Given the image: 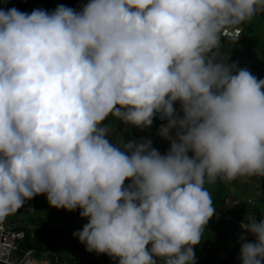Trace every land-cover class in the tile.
Returning <instances> with one entry per match:
<instances>
[{
	"label": "clouds",
	"instance_id": "obj_1",
	"mask_svg": "<svg viewBox=\"0 0 264 264\" xmlns=\"http://www.w3.org/2000/svg\"><path fill=\"white\" fill-rule=\"evenodd\" d=\"M262 13L264 0L0 9V220L46 195L88 220L73 235L90 253L197 264L216 213L206 185L264 178V79L222 43ZM157 113L166 154L108 139V117L144 129ZM241 227L256 238L239 237L241 264H264V217Z\"/></svg>",
	"mask_w": 264,
	"mask_h": 264
},
{
	"label": "trees",
	"instance_id": "obj_2",
	"mask_svg": "<svg viewBox=\"0 0 264 264\" xmlns=\"http://www.w3.org/2000/svg\"><path fill=\"white\" fill-rule=\"evenodd\" d=\"M2 0H0L1 2ZM80 0H15V8L21 12L31 13L34 9H43L48 12L63 4L66 7L80 11L82 6ZM30 8V11L27 9ZM245 28L241 39L233 43V40L222 41L224 50L229 56V64H237L241 69H247L256 78L264 79V13L256 16L251 22L242 25ZM233 43V44H232ZM228 47H230L228 49ZM176 106H180L179 103ZM108 130L114 131V134H121L119 140L114 139V144H119L121 140L130 141L149 139L148 135L143 133L141 128L125 126L121 121L114 117H108L104 122ZM158 127L157 122L153 121L150 127L153 131ZM152 146L162 155L170 149V142H163L161 139H150ZM161 144L164 148L161 149ZM191 155V153H190ZM207 190L211 193L212 205L215 214L209 220L204 231L200 244L194 247L197 264H241L239 259L241 242L239 237L243 234L235 221L246 222L247 215H256L257 220L264 217V198L256 201L254 205L246 202H239L240 197L236 196L229 199L223 182L215 185H207ZM38 196L24 204V215L38 227L34 236H27L23 242L24 250L36 252L37 260L43 261L42 257L47 255L50 264H64L68 259L72 264H115L112 258L104 254L88 252L84 244L79 242L77 237H63L64 242L60 244L58 234L51 229L45 222V218L40 215L32 218L38 208H32V204ZM236 202L233 208L229 203ZM79 210V209H78ZM74 213L80 214V210ZM217 216H220L217 218ZM231 218L232 221H229ZM72 221V219H67ZM61 237V236H60ZM247 242H255V239H246Z\"/></svg>",
	"mask_w": 264,
	"mask_h": 264
},
{
	"label": "rangeland",
	"instance_id": "obj_3",
	"mask_svg": "<svg viewBox=\"0 0 264 264\" xmlns=\"http://www.w3.org/2000/svg\"><path fill=\"white\" fill-rule=\"evenodd\" d=\"M11 1L12 0H8V2L4 4V7L2 9L7 10L9 8L14 7L18 0H15L16 3H12ZM0 6L2 7L1 2ZM27 10L30 11V8H28ZM258 16H261V14H258ZM241 28L245 32L246 27L241 26ZM229 48L230 47H228V49ZM253 75L256 76V73H254ZM113 132L114 131L112 130H108V139L114 143V139L119 140L121 138V134H114ZM163 148L164 146L163 144H161V149L163 150ZM223 184L227 193L229 194V199L231 200L236 196H239V202L248 203L249 200H251V205H254L257 200L264 198V178L262 177H253L246 181L238 180L230 184ZM235 205L236 202L229 203L228 206H230V208H233L232 206ZM33 207L38 209L35 213L31 214L32 218L37 219L38 215H40L41 218H45V222L50 225L51 229H53L56 234H58L57 237L59 239L58 242H60V244L65 241L63 240V237H73V234L75 232L81 231L83 229V226L88 223V220L82 218L80 214L73 217L74 213L77 212L78 209L74 212H69L64 209H56L51 207L47 201L46 195H39L32 204V208ZM12 217L13 216H11V218ZM68 218L72 219V221H68ZM46 257L47 255H44L42 257L43 261L40 262L48 263L49 261ZM63 262H65L64 264H72L68 259H65V261Z\"/></svg>",
	"mask_w": 264,
	"mask_h": 264
},
{
	"label": "built area",
	"instance_id": "obj_4",
	"mask_svg": "<svg viewBox=\"0 0 264 264\" xmlns=\"http://www.w3.org/2000/svg\"><path fill=\"white\" fill-rule=\"evenodd\" d=\"M49 1V0H47ZM89 0H80L79 4L83 5L88 3ZM5 0L2 3V9L4 7ZM243 29L240 27L238 29L239 39L243 36ZM226 41L233 40L232 38H225ZM177 113L180 114L179 109L180 106H176ZM154 122H157L158 127L154 130V138L161 139L162 141L170 142L168 139L163 138L159 135V130L162 125L167 123V120H162L160 118V114L157 113ZM148 130L150 128L142 129L143 133L148 135ZM172 137H175V130L171 133ZM149 137V135H148ZM153 138V139H154ZM128 182L126 181V184ZM230 207V206H229ZM234 207V206H232ZM24 205L23 207L15 214L6 217L3 220H0V264H28L30 261L37 260L36 252L32 250H24L22 247L24 240L26 237L34 236L38 230V227L35 223L31 222L25 215H24ZM11 216H13L11 218ZM220 216H217V218ZM229 221H232L231 218H228ZM237 223L240 230H242L243 234L246 239H256L254 235L245 231L241 225L245 222L243 221H235Z\"/></svg>",
	"mask_w": 264,
	"mask_h": 264
},
{
	"label": "water",
	"instance_id": "obj_5",
	"mask_svg": "<svg viewBox=\"0 0 264 264\" xmlns=\"http://www.w3.org/2000/svg\"><path fill=\"white\" fill-rule=\"evenodd\" d=\"M3 1L4 0L1 1V5H2ZM148 135H149V139H153L154 138V131L152 129L148 130ZM28 264H50V263L49 262L48 263H45V262L42 263V262H38V261L32 260Z\"/></svg>",
	"mask_w": 264,
	"mask_h": 264
}]
</instances>
